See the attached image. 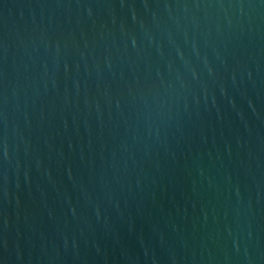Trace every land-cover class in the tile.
<instances>
[{
	"label": "water",
	"instance_id": "water-1",
	"mask_svg": "<svg viewBox=\"0 0 264 264\" xmlns=\"http://www.w3.org/2000/svg\"><path fill=\"white\" fill-rule=\"evenodd\" d=\"M0 264H264V0H0Z\"/></svg>",
	"mask_w": 264,
	"mask_h": 264
}]
</instances>
